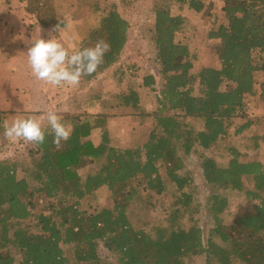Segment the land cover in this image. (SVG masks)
Masks as SVG:
<instances>
[{"label":"trees","instance_id":"16d2710c","mask_svg":"<svg viewBox=\"0 0 264 264\" xmlns=\"http://www.w3.org/2000/svg\"><path fill=\"white\" fill-rule=\"evenodd\" d=\"M172 1L197 13L203 12L207 1L212 5L210 0ZM223 1L224 20L209 34L220 41L219 64L198 72L189 45L176 40L177 33L191 29L188 20L172 14L171 4L156 8L150 45L159 72L145 75L144 88L157 95L158 107L149 114L155 127L143 146L116 145L107 129L112 116L105 112L70 113L68 141L58 147L46 127L45 142H34L28 152L31 164L25 165L27 158H23L21 173L19 162L0 161V264H72L63 245L77 247L76 264H264V163L243 161L233 146L228 148L225 165L203 157L202 175L213 190L204 200L196 196L195 178L187 171L186 160L196 149L210 150L221 138L251 129L245 101L255 93L257 72H264V0ZM27 2L41 25H58L42 16L45 4L41 0ZM94 26L78 50L97 41L107 42L110 50L96 73L84 76L89 82L120 62L129 22L114 7ZM129 70L127 74L135 76L134 66ZM115 75L122 84L123 69ZM140 89L120 88L115 96L118 107L137 110ZM108 101L102 100V105L112 109ZM190 119L201 121L203 129L197 130ZM237 119L246 122L234 126ZM95 130L101 132L99 144L89 139ZM251 139L256 148L264 143V135L258 133ZM88 166L95 169L82 175ZM162 168L177 188L176 200L166 225L138 230L129 217L132 201L141 186L147 193L167 192ZM245 177L252 179V189L245 187ZM101 188L108 189L113 207L89 213L82 202ZM234 192L244 194L247 202L254 203L253 209L227 225L229 194ZM40 200L46 205H40ZM204 213L209 223L206 235ZM186 217L189 224L184 222ZM29 219L35 224H27Z\"/></svg>","mask_w":264,"mask_h":264},{"label":"rangeland","instance_id":"374dc122","mask_svg":"<svg viewBox=\"0 0 264 264\" xmlns=\"http://www.w3.org/2000/svg\"><path fill=\"white\" fill-rule=\"evenodd\" d=\"M41 1L45 4L42 14L46 18L45 20L52 18L56 20L57 24H66L61 26L60 33L53 31L54 27H45L37 22L36 15L27 9V0H0V118L2 121L8 120L11 123L17 116L21 118L33 117V111L38 110L34 109L36 107L45 110V114H47V98L50 94L51 97H54L56 92L57 96L69 95V100L75 99V103L78 100H81V103L85 98L102 94L104 99H108L111 104H118L115 97L119 93L117 84L121 90H127V86L139 87L141 88L140 107L137 110L130 108L111 109L103 106V112L112 116L107 123V129L116 145L123 148L143 146L155 127L154 118L149 114L155 112L158 107L157 95L144 88V78L150 73L158 76L159 66L154 61L150 42L155 22V10L166 3L171 4L172 14L183 15L188 20L191 29L177 33L176 40L187 43L192 53L195 54L194 71L198 72L204 67H216L219 64L217 49L220 41L209 38V34L212 30H216L224 20L223 0H210L212 1L211 6L207 1L206 8L201 13L190 9L188 5L181 7L172 0H127L124 3L119 0ZM114 7L119 8L120 14L129 22L128 41L122 51L120 62L101 74L98 84L93 80L96 85L92 86L90 83L93 81H86L82 77L80 84L73 89L79 91V97L77 94L72 95L70 92H66L69 86L62 88L52 85L50 87L48 83L38 80L33 75L27 55L20 56L25 61L16 59L17 51H14L16 36H28L27 42L23 43L28 48L31 45L30 40L37 23L43 30V38L50 39L51 36H56L70 51L78 50L82 40L96 28L94 25L98 24V20L103 14L113 10ZM97 9L99 10L96 13ZM258 54L255 53L254 55L257 61H259ZM133 66L136 71H133L135 76L131 77L129 69ZM120 69L125 72L122 84L117 82L116 75L112 76L114 73H118ZM156 88L161 89L160 83ZM75 103L71 105L74 106V110H78ZM245 104L250 117L249 120L252 122L250 130L240 136L231 135L221 138L218 144L210 150L196 149L186 160L187 171H191L195 178L193 188L197 192L196 196L203 200L208 194L213 193V190L206 185L202 175L203 157L215 158L220 164L225 165L230 158L228 148L233 146L241 152L243 161L258 159L264 163V143L260 142V147L256 148L251 139L252 134L264 135V72H257L255 93L245 101ZM87 110V112L96 111L90 107ZM190 121L197 130L203 129L201 121L197 119H190ZM234 122V126H236L244 124L246 121L237 119ZM44 125L48 126L47 120L43 123ZM230 131L233 133V128ZM33 145L34 142L6 138L4 129H2L0 132V161L19 162L18 172L21 173L20 171L25 168V165L31 164L28 152ZM23 158H27V164L24 166L20 165ZM94 169L95 167L88 166L82 171V175H86ZM161 174L167 192L160 195L147 193L143 191L144 188L141 186L138 196L135 201H132L129 217L132 225L138 230L149 231L152 226L166 225L170 207L177 197V188L166 176V171L163 168ZM18 177L21 178V175L19 174ZM243 180L245 187L252 189V179L245 177ZM229 196L231 205L228 213H225L227 225H231L234 218L252 211L254 204L247 202L244 194L234 192ZM113 204L107 188L99 189L82 202L83 208L89 213H94L103 208H112ZM40 205L45 206L46 203L40 200ZM207 218V214L204 213L202 224L205 235L209 228ZM184 222L189 224L187 217ZM26 223L35 224L33 219L27 220ZM63 247L71 263L76 264L74 254L77 247L73 245H63ZM194 264L197 263L194 262Z\"/></svg>","mask_w":264,"mask_h":264},{"label":"clouds","instance_id":"9594fccd","mask_svg":"<svg viewBox=\"0 0 264 264\" xmlns=\"http://www.w3.org/2000/svg\"><path fill=\"white\" fill-rule=\"evenodd\" d=\"M53 31L60 33L61 25L58 24ZM42 32L37 23L30 40L31 46L26 54L33 75L53 86L77 87L82 77L96 73L104 61L105 54L110 50L107 42L97 41L93 47L70 51L56 36L45 39ZM44 119L47 120V125L54 136L53 143L58 147L62 141L66 142L71 138V125L62 122L55 111H49ZM0 126L4 129V136L10 140L21 139L25 142L43 144L46 139L42 120L35 117L17 116L11 123L4 120Z\"/></svg>","mask_w":264,"mask_h":264},{"label":"crops","instance_id":"0c3cea01","mask_svg":"<svg viewBox=\"0 0 264 264\" xmlns=\"http://www.w3.org/2000/svg\"><path fill=\"white\" fill-rule=\"evenodd\" d=\"M27 38H28V36H25V37L16 36V41H15L16 46L14 47V51L15 50L17 51L16 52L17 53V58L16 59L18 61L19 60L20 61H25V59H23V57H20V56L27 55L26 53L28 51V48L31 46L30 45L27 48V46L25 44H23V43H26L27 42ZM100 76L97 79L94 80L96 84H98V82L100 81V79H101ZM94 81L90 83V84H92V86L95 84ZM49 86L51 87L52 85L49 84ZM116 86L118 87V89H119L118 91L120 93V86H119V84H117ZM65 88H66V86H65ZM58 89H60V88H58ZM73 89H75V87H68V90L66 92H68V93L70 92V94H72V95L77 94V97H79L80 96L79 95V91L77 92L76 90H73ZM57 95L58 94L56 92V94H54V97H51V94L48 96V98H47L48 102L46 103V106L48 107L47 108V111L48 112L49 111H55L61 117L62 122H64L66 125L69 124V122H70V119L68 118V115L70 113L71 114H81V113H83L82 111L87 112L88 111L87 110L88 107L94 108V110L96 109V111L95 112H87V113H95V114L103 113L102 100H104V97L98 98V95H95V96L90 97L88 99L85 98L84 101L81 102V103H80L81 100H78L75 103V101H74L75 99L73 100L74 102L72 100H69V98H70L69 95L68 96H65V94H63V96H57ZM72 103H75V106H77L76 108H78V110H74V106L71 105ZM118 104H119V102H118ZM118 104H113L112 103L113 109H114V107L115 108H119L118 107ZM34 109H38V110L33 111V113H32L33 117H35L37 119H41L42 120V124L45 123L46 122V119H44V117H46L45 110H43V109L41 110L38 107H36ZM46 127H48V126H45L44 128H46ZM99 134L101 136L100 130H95L92 133V135L90 136L89 139L92 140L95 144H99L100 143V136H99ZM81 174H82V172H81Z\"/></svg>","mask_w":264,"mask_h":264}]
</instances>
